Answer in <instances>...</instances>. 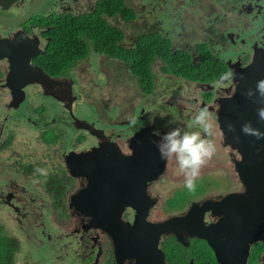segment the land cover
Returning <instances> with one entry per match:
<instances>
[{
	"label": "flooded vegetation",
	"instance_id": "1",
	"mask_svg": "<svg viewBox=\"0 0 264 264\" xmlns=\"http://www.w3.org/2000/svg\"><path fill=\"white\" fill-rule=\"evenodd\" d=\"M0 1L2 3L0 4V14L12 19L25 14L31 4V0H15L9 4H7L8 0ZM76 1L58 0L60 8L55 10L75 11L72 10V7L75 6ZM203 1L205 9L210 10L209 15L215 14L213 19L215 24L230 25L229 30L232 32L228 34L231 33V35L223 33L218 35V38L212 35L210 40L205 42L214 54L224 58L227 70L221 72L218 69L217 76L211 83L198 85L199 87L207 86V89L200 90L201 97H155L150 99L145 97V103L140 104L139 108L131 105L130 118L124 120L128 126L125 125L124 130L114 136L111 135V137L118 138L119 142L124 143L117 147L119 152L137 160L140 167L143 164L156 165L159 152L156 153L157 148L153 141L158 140L159 137L154 136L153 133L158 131L163 134L176 127L186 131L198 130L187 126L193 113L199 111L200 108L207 107L210 113L209 123L212 125V135L209 139L216 146L215 155L201 170L200 176L196 180V190L189 199H185L184 177L177 174L175 160H164L162 172L151 180L140 194H137L139 196L137 203L126 205L122 209L119 214V222L123 227H128L134 224L136 214H143L147 209L145 220L138 222L140 228L144 229L150 223L166 222L167 232L161 234L156 242L163 259L157 258V251L153 249V243L149 239L145 243H141L137 259L141 261L146 257L147 264H264V240L253 242L248 248V235L243 234V228L226 226L222 223L229 215H232V207H238V203L244 202L241 198H248L246 201V203L249 202L248 213L253 216L257 212L254 211V196L259 191H264V186L257 187L252 184L251 177L241 178L238 165L245 161V158L235 143L228 142L224 138L218 124V112H221L223 105L235 93L236 84L239 81L237 72L253 62L255 57L257 59L264 56V0ZM50 2L51 0H47L43 8L49 6ZM94 2L95 0L89 5V8L93 6ZM55 5L54 2L49 6V12L55 8ZM30 21L19 25L15 24L16 26L0 23V37H11L14 33L23 32L29 36L36 34L42 49H44L47 38ZM114 21L115 19H113ZM235 26L238 28L237 32H233ZM118 27L121 28V25ZM32 60L33 67H37ZM7 69L6 65L5 70ZM230 71L235 72V79L218 87L216 82L220 75ZM53 79L73 81L70 77ZM48 90L54 91V88L49 87ZM205 93L209 94L207 99L204 97ZM10 97L9 105L12 101L11 94ZM10 108L14 107L10 106ZM126 111V109L121 110V113L125 114ZM70 117L75 123L73 126H76L74 119L87 121L74 114H70ZM132 120L136 121L135 124L132 123ZM87 122L91 126H95L93 121ZM136 132H141L142 135L137 144L132 147L130 139ZM106 136L99 138L101 141L98 143V147L101 142H110ZM93 148L92 146L89 151H92ZM70 151L89 152L86 150H69L67 152ZM64 163L63 158V169L66 171ZM212 173L220 176L218 182L212 179L213 177L210 176ZM72 179L63 202L62 220L58 221L54 215L57 221L56 225H60V231L54 235L46 231L47 227L54 228L46 223L43 212L46 203L43 198H27L25 196L21 199V197L17 198L15 193L6 194V201L16 198L23 202L22 208H28V211L18 213L23 218H19V216L15 218L20 226L22 237L24 235L25 239L31 240V235L34 238L40 235L39 250L48 252L49 258H51L48 264H135L136 259L133 256L125 258L121 263L116 260L111 237L98 221L92 219L91 211L74 212L70 207L69 195L85 185V180L82 178L72 177ZM10 181L11 184L14 182ZM21 191L25 193V187H21ZM49 198L51 206V197L49 196ZM36 201L39 203L38 205ZM152 201L153 204L149 207L148 205ZM206 201H210V205L203 206L202 204ZM8 204L19 211V206L13 205L11 201ZM37 207L40 209L39 214H37ZM35 212L36 216L33 215ZM29 214L35 219L30 221L31 215L29 216ZM35 226L40 231L33 232ZM14 234L16 235V233ZM126 252L129 253L128 250ZM26 256L28 254L25 256L23 254L22 263ZM25 264H27L26 261Z\"/></svg>",
	"mask_w": 264,
	"mask_h": 264
},
{
	"label": "rangeland",
	"instance_id": "2",
	"mask_svg": "<svg viewBox=\"0 0 264 264\" xmlns=\"http://www.w3.org/2000/svg\"><path fill=\"white\" fill-rule=\"evenodd\" d=\"M57 1L51 0L49 4L50 6L54 2L56 3L53 10L60 8ZM93 1L77 0L72 10L88 9ZM203 3V0H124L125 6L135 10L136 19L129 23L123 22L121 19H115L114 22L121 25L128 37L124 43L126 47L130 46L131 36L136 32L154 30L169 36L173 40L174 47L186 49L194 54V46L197 43L207 42L212 35L218 38L220 34L232 32L229 30L230 25L219 26L218 23L215 24L216 22L213 20L215 14L209 15L210 10L205 9ZM49 6L44 9V13L50 11ZM237 30L238 28L235 26L233 32H237ZM6 65V60H0V70L3 73V77L0 78V146L6 142L7 137L12 139L0 151V223L16 233L14 235L20 241L21 248L17 254L16 264H25V261L27 264H48L51 261L48 252L39 250L41 246L40 235L35 236V238L31 235V240L25 239L24 235L22 237L20 226L15 221L18 216L23 218L18 213L28 211V208H22L23 202L16 198L6 201V194L15 193L17 198L21 197V199L25 196L27 198H43L46 203L45 209H43L46 223L54 228L47 227L46 231L54 235L60 231V225H56L57 221L51 210L49 195L44 190L41 181L35 177L23 175L16 168L17 162L40 163L45 173L52 170L61 171L64 168L63 156L67 151L89 150L92 146L98 145L101 140L94 134L73 126L75 123L68 114L71 107L72 113L76 117L93 121L94 127L102 129L106 135L108 134L107 138L119 147L124 143L119 142L118 138L115 139L111 135L114 136L124 130L125 125L128 126L124 120L130 118L131 105L139 108L140 104L145 103V97L147 99L155 97H201L202 92L200 90L207 89V86L199 87L196 82L193 83L165 74L160 70V63H153L152 67L157 85L152 95H145L141 91L136 77L131 75L124 62L91 54L88 61H82L71 69L73 81L52 79L42 73L39 68L34 67V72L39 75L41 71L44 76L48 77L49 82L43 84L38 80L28 81L30 84L25 86L24 102L15 109L10 108L9 91L1 82L4 79ZM188 72L195 74L197 69L191 68ZM71 84L72 95L76 97L75 100L70 92ZM49 87H53L54 91L48 90ZM47 90L49 93L46 92ZM42 105L46 108L47 117L42 123L36 125L32 119H37L38 114L32 113L28 106L41 107ZM14 109L20 112H14ZM124 109L127 111L122 114L121 110ZM54 120H58L59 123L57 124ZM76 121L74 119V122ZM52 126L65 131V134L62 133L60 142L61 144L65 143L64 146H48L42 143L41 133ZM80 134L85 136L81 142L76 140L77 135ZM210 176L215 182H218L220 178L215 173ZM10 180L14 182L11 184ZM21 187H25V193L21 191ZM192 193L186 189L185 199H189L193 195ZM181 195L183 196V194ZM9 201L13 205L19 206V211L10 206ZM36 204L39 203L36 201ZM39 211L40 209L37 207V214ZM33 215L36 216V212ZM34 216L31 215L30 221L35 219ZM32 231L38 232L40 229L35 226ZM23 254L24 256L28 254V256L24 258L22 263Z\"/></svg>",
	"mask_w": 264,
	"mask_h": 264
},
{
	"label": "water",
	"instance_id": "3",
	"mask_svg": "<svg viewBox=\"0 0 264 264\" xmlns=\"http://www.w3.org/2000/svg\"><path fill=\"white\" fill-rule=\"evenodd\" d=\"M12 1L8 0L7 4ZM46 1L34 0L28 11L19 18L12 19L0 14V23L10 26L25 23L43 8ZM0 4H2L1 1ZM38 52L42 53L43 49L36 34L29 36L23 32L14 33L11 37H0V60H6L8 68L4 72L2 85L9 91V96L11 94V105L15 109L24 102L25 86L29 84L27 81L38 80L43 84L49 82V76H44L38 66L42 73L40 71L37 75L31 64L32 58L39 54ZM237 76L239 81L236 84L234 95L223 105L221 112H218V124L224 138L228 142L235 143L245 158V161L238 165L241 178L251 177L252 184L262 187L264 186V138L257 139L255 136L244 134L241 131V126L250 122L253 128L264 132V122H261L257 116V108L264 107V104L257 103L256 97L249 99L245 95L248 89H255L258 80L264 79V56L257 59L255 57L253 62L237 72ZM70 92L72 95V84ZM72 97L75 100L76 97L73 95ZM68 112L69 115H73L72 107ZM76 120L78 128L88 129L98 138L106 136L102 129L91 126L87 121ZM229 124L233 125L232 131L228 128ZM141 135V132H136L131 137L130 145L132 147L137 144ZM93 147L92 151L86 150L89 152L70 151L65 154L64 166L66 165L65 168L67 167L69 170L68 172L66 169V172L71 177L85 180L84 186L69 195L70 207L74 212L85 210L92 212V219L98 221L111 237L115 257L119 263L125 258L133 256L136 259L135 264H147L146 257L141 261L137 258L141 243H145L148 239L153 243V249L157 251V258L163 259L156 242L161 234L167 232L166 222L150 223L144 229L140 228L138 222L145 220L147 209L143 214H136L134 224L123 227L119 222V214L126 205L138 202L137 194H140L141 190L162 172L164 160L160 158L159 154L156 165L143 164L139 167L137 160L122 155L118 146L112 141H104L100 143L99 147L98 145ZM156 153H158V149ZM241 199L244 202L238 203V207H232V215H229L222 223L226 226L243 228V234L248 235L249 248L253 242L264 240V191H259L254 196V211L257 212L253 216L248 213L249 202L246 203L248 198ZM152 204L153 201L148 206L150 207ZM202 205L208 206L210 201H206ZM235 210H237L236 213ZM127 250L129 255L123 253Z\"/></svg>",
	"mask_w": 264,
	"mask_h": 264
},
{
	"label": "trees",
	"instance_id": "4",
	"mask_svg": "<svg viewBox=\"0 0 264 264\" xmlns=\"http://www.w3.org/2000/svg\"><path fill=\"white\" fill-rule=\"evenodd\" d=\"M43 11L44 8L30 19V23L35 24L47 38L43 52L34 56L32 62L51 78H71V69L82 61H88L91 54L124 62L146 95H152L157 85L153 63H160V70L165 74L198 84L211 83L216 78L218 69L221 72L227 70L224 58L214 54L207 43H197L193 54L186 49L174 47L173 40L159 31L136 32L131 36L130 46L126 47V33L113 22V19H121L129 23L136 19L135 10L125 6L124 0H95L91 8L82 11ZM191 68H196L197 72H188ZM1 77L3 73L0 70ZM204 97L207 99L209 94L205 93ZM28 109L38 114L37 119H32L36 125L47 117L44 105L28 106ZM14 112L20 111L14 109ZM54 122L59 123L58 120ZM64 132L59 127L52 126L41 133V141L48 146H62L64 143L60 142ZM84 138L80 134L76 140L81 142ZM11 139L7 137L6 142L0 146V151ZM17 164V170L23 175L41 181L44 190L51 197V210L56 219L61 221L63 202L72 177L64 169L41 174L37 171L43 169L40 163ZM20 248L19 239L7 226L0 223V264H16Z\"/></svg>",
	"mask_w": 264,
	"mask_h": 264
},
{
	"label": "clouds",
	"instance_id": "5",
	"mask_svg": "<svg viewBox=\"0 0 264 264\" xmlns=\"http://www.w3.org/2000/svg\"><path fill=\"white\" fill-rule=\"evenodd\" d=\"M235 75L234 71L222 73L216 82L217 86L222 87L229 80L235 79ZM245 95L249 99L256 97L257 103L264 104V79L258 80L255 89H248ZM209 116L208 108L203 107L192 114L187 126L198 130L186 131L176 127L163 134L158 131L153 133L154 136L159 137L153 143L158 149L160 158L165 161L175 160L177 174L184 177V187L189 192L196 190V180L200 176L201 170L216 152L215 144L209 139L212 135ZM257 116L261 122H264V107L257 108ZM135 122L132 120L133 124ZM228 128L232 131L233 125L229 124ZM241 131L246 135L255 136L257 139L264 138V132L253 128L250 122L243 124ZM37 171L46 174L43 169H37Z\"/></svg>",
	"mask_w": 264,
	"mask_h": 264
},
{
	"label": "bare ground",
	"instance_id": "6",
	"mask_svg": "<svg viewBox=\"0 0 264 264\" xmlns=\"http://www.w3.org/2000/svg\"><path fill=\"white\" fill-rule=\"evenodd\" d=\"M13 1H15V0H13ZM12 1V2H13ZM34 2V0H31V4ZM31 4H30V7H31ZM12 106V105H11ZM138 165H139V163H138ZM140 167V166H139ZM67 168V167H66ZM67 171L69 172V170L67 169ZM123 253H125V254H127V255H129V253H126V252H123Z\"/></svg>",
	"mask_w": 264,
	"mask_h": 264
}]
</instances>
